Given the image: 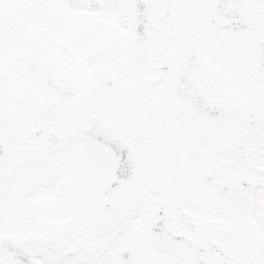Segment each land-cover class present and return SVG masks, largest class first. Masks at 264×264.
<instances>
[{
  "label": "snow or ice",
  "instance_id": "obj_1",
  "mask_svg": "<svg viewBox=\"0 0 264 264\" xmlns=\"http://www.w3.org/2000/svg\"><path fill=\"white\" fill-rule=\"evenodd\" d=\"M0 264H264V0H0Z\"/></svg>",
  "mask_w": 264,
  "mask_h": 264
}]
</instances>
